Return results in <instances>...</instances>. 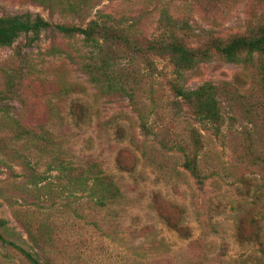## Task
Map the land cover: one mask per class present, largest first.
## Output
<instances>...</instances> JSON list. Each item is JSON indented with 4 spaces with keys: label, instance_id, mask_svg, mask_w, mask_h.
I'll return each mask as SVG.
<instances>
[{
    "label": "rangeland",
    "instance_id": "374dc122",
    "mask_svg": "<svg viewBox=\"0 0 264 264\" xmlns=\"http://www.w3.org/2000/svg\"><path fill=\"white\" fill-rule=\"evenodd\" d=\"M179 5L177 0H103L93 13L130 19L142 14V31L150 37L159 33L160 7L180 15ZM252 7L256 13L264 10L257 0H204L197 3L193 18L199 26L228 34L243 25ZM27 10L52 24L60 21L43 6L0 0V15ZM75 49L85 50L80 35L69 39L53 28L33 42L22 35L9 46H0V188L12 202L0 199V218L27 243L14 212L27 210L32 220H47L56 236L47 251L57 254L60 264H264V246L236 238L238 218L245 232L253 228L252 218L261 221L264 232V169L256 161L258 155L264 156L261 73L218 58L186 72L187 88L205 81L230 84L231 92L220 96L224 124L216 136L185 106L171 107L176 99L167 85L171 66L155 57L153 93L149 94L150 82L145 83L148 94L142 97L146 123L153 131L147 134L126 97L98 96L87 76L61 51ZM16 122L31 130V136L18 135ZM191 127L201 131L205 145L200 164L208 177L201 188L183 167L184 156L177 148L188 144ZM118 129H123V136ZM130 133L135 134L136 145L129 142ZM42 136L45 139L39 140ZM38 140L40 145L34 146ZM44 144L48 152L42 149ZM57 156L76 164L97 160L122 197L99 210L92 209L87 195L71 197L70 208L59 198L51 209H38L31 200L25 204L18 198L27 189L22 165H34L56 182L57 171L49 164L54 167ZM156 198L164 211L171 209L170 204L183 208L185 234L166 225L153 204ZM14 261L27 264L20 258Z\"/></svg>",
    "mask_w": 264,
    "mask_h": 264
},
{
    "label": "trees",
    "instance_id": "16d2710c",
    "mask_svg": "<svg viewBox=\"0 0 264 264\" xmlns=\"http://www.w3.org/2000/svg\"><path fill=\"white\" fill-rule=\"evenodd\" d=\"M20 1L43 6L49 10L52 17L58 16L60 21L52 24L39 13L30 10L0 15V46H9L22 35L33 42L48 28H53L58 34L69 39L80 35L84 51H61L87 76L98 96L126 97L137 114L142 131L147 134L153 131L146 123L142 97L143 94H148L145 83L150 82L149 94L153 93L157 71L155 57L166 59L171 66L167 85L176 98L171 101V107L172 104L178 109H181L182 105L185 106L196 122L211 129L216 136L221 135V127L224 124L220 96L231 92L230 84L205 81L195 88H187L186 72L218 58L221 61L243 65L245 68H255L261 73V81H264V10L256 13L255 8H250L243 25H240L238 30L225 34L199 26L195 22V7L204 0H177L182 13L174 15L167 6H161L157 19L159 33L146 37L142 31V14L133 19L123 14L116 18L113 14L98 10L94 14L93 9L103 0ZM257 4L263 6L264 0H257ZM210 20L215 22V17H210ZM79 109L80 112L83 111L82 106ZM14 130L18 135L28 137L33 133L17 122ZM118 130V134L123 136V129ZM188 137V144H179L177 148L184 156L183 167L201 188L208 177L200 164L204 141L201 131L195 127L189 129ZM30 140L33 141L31 138ZM39 140L33 145H40ZM159 140L162 146L171 148L163 140ZM129 142L136 145L134 133H130ZM248 148L250 149V146ZM42 149L48 152L45 144ZM256 161L264 169V156L258 155ZM55 164L54 167L49 164V168L57 171L56 182L39 173L36 166L23 164V185L27 189L23 190L18 198L25 204L27 200H31L33 206L38 209L45 206L51 209L58 198L65 207L70 208L71 197L80 199L87 195L94 204L92 209L99 210L122 197L113 177L104 173L101 164L95 159L88 158L76 164L57 156ZM121 165L124 166L123 163ZM7 196L5 190L0 188V199L12 203L11 197ZM21 204L26 206L22 202ZM153 204L170 229L180 234L186 233L188 227L184 224V211L180 205L170 204L171 209L164 211L158 198ZM35 210L36 208L33 209ZM14 214L24 227L29 243L8 226L6 219L0 218V264H14L15 258H20L27 264H60L59 256H51L47 251L56 243L54 230L47 228V220H32L31 215H27V210L24 213L16 210ZM236 220L238 241L256 242L264 246V232L260 220L252 218L250 225L253 228L247 232L241 219Z\"/></svg>",
    "mask_w": 264,
    "mask_h": 264
}]
</instances>
